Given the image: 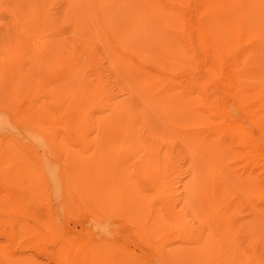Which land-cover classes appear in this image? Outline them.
Segmentation results:
<instances>
[{
	"label": "rangeland",
	"instance_id": "rangeland-1",
	"mask_svg": "<svg viewBox=\"0 0 264 264\" xmlns=\"http://www.w3.org/2000/svg\"><path fill=\"white\" fill-rule=\"evenodd\" d=\"M43 1L49 17L58 20L57 31L65 44L86 48L84 57L90 64L82 67L80 78L103 82L111 100L120 104L110 112H135L138 117L129 128L117 131L124 135L85 141L28 140L27 147L8 153V177L0 180V264H264V134L235 107L231 89L236 78L237 89L247 90V114L264 104V71H260L264 63L250 59L236 67V75L225 66L229 74L213 75L202 86L221 107L222 119L238 122L255 137L257 155L239 140L226 144L227 151L205 149L187 136L200 131L199 126L182 121L184 114L178 108L175 115L171 111L176 120L171 128L172 122L158 115L146 104L149 98L139 93L137 86L147 83L134 77L161 74L165 81L178 83L188 74L201 76L206 66L192 44L194 56L188 65L181 64L177 51L168 53L174 39L163 22L149 17L151 11L137 15V25L126 30L123 22L128 15L113 10L120 30L124 29L119 39L105 35L113 43L98 31L93 0ZM202 1L171 3L179 8L192 42ZM69 7L72 13L65 21ZM83 10L91 12L94 28L92 21L84 23ZM79 18L92 29V37L83 41H76L70 24ZM125 33L144 45L124 39ZM231 52L226 51L227 57ZM249 72L254 73L251 78ZM65 74L51 81L61 82ZM254 77L258 82L253 85ZM163 85L159 88L174 89ZM149 145L158 150L161 164L154 183L142 172L144 147ZM27 162L32 165L29 182L20 168ZM209 171L216 177H207ZM211 189L215 197H222L220 201L205 199Z\"/></svg>",
	"mask_w": 264,
	"mask_h": 264
},
{
	"label": "bare ground",
	"instance_id": "bare-ground-1",
	"mask_svg": "<svg viewBox=\"0 0 264 264\" xmlns=\"http://www.w3.org/2000/svg\"><path fill=\"white\" fill-rule=\"evenodd\" d=\"M43 3V0H0V12L4 14L0 13V153H5L0 159V180L8 177H5L7 166L11 162L7 157L8 153L14 147L20 150L27 147L25 143L28 140L76 138L85 141L110 137L112 134H119L118 130L129 128L130 123L138 117L135 112L122 115L110 112L120 104L111 100L103 82L99 78L94 82L80 78L82 67L90 64L89 59L84 57L86 48L80 44L76 50L77 46L65 44L64 38L57 31L58 20L49 17L48 9ZM171 3L172 0H93L91 9L98 15L96 26L102 33V38L110 42L115 43L105 35L119 39L124 29L137 25V15L151 11L149 17L163 22L170 38L174 39L171 40L173 46L168 53L172 55L177 51L179 58L176 60L181 64L188 65L189 59L191 61L194 56L193 52L190 53L192 44L195 53L201 54L206 66L204 74L198 75L199 77L188 74L186 79L183 78L178 83L165 81L161 74L148 77L146 74H136L134 77L138 75L143 78L140 79L141 83H147L146 88L140 84L137 86L139 93L142 92L149 98L146 104L155 108L158 115L172 122L170 127L173 129L176 120L171 111L175 115V111L181 109L180 112L184 114L182 121L186 120L193 127L199 126L200 131L195 129L191 135H187L194 144L221 152L227 151L226 144L239 140L256 156L255 137L238 122L229 123L222 119L221 107L213 100V94L202 86L213 75L222 76L229 74V71L231 75H236V67L246 65V61L250 59L264 63V0H203L197 7L199 20L196 22V37L193 42L188 35L189 30L185 29L186 22L180 15L179 8ZM113 10H122L128 15L123 22L127 25L124 29L120 30L121 26L116 23ZM71 13V7L67 8L64 12L65 21ZM83 13L84 23H95L89 10H83ZM129 20L134 23L129 24ZM84 23L81 18L70 21L71 27L75 29L76 41L92 37V29ZM94 27L95 24L92 28ZM124 36V39L139 47L140 44L144 45L130 33H125ZM246 41H250L247 46L242 44ZM153 49L156 50L154 47ZM228 49L232 51L230 57L226 55ZM183 57H187L186 60ZM225 66H230L229 71ZM260 71H264V68ZM63 72H66L61 77L63 81H51L53 76ZM249 73L251 78L254 73ZM256 78H253V85L258 82ZM232 79L231 89L236 95L235 107L240 108V112L246 117L249 115L251 123L261 126L264 134V104L247 114V90L237 89L238 85L234 83L236 78ZM161 83L165 87L172 85L174 89H161ZM131 107L129 105L128 109ZM91 136L93 137L90 138ZM144 148L146 155L143 177L154 183L155 174L161 169L158 150L153 145ZM20 168L26 174L24 181L29 182L28 170H32V165L27 162ZM247 175L251 176L250 173ZM208 176L213 179L216 173L209 171ZM250 182L256 187L253 180ZM210 191L205 196L206 200L212 202L216 197L221 200L222 197H215L213 189ZM204 248L206 249L205 245L202 252Z\"/></svg>",
	"mask_w": 264,
	"mask_h": 264
}]
</instances>
